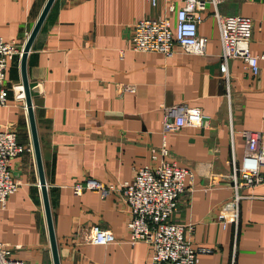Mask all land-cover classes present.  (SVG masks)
<instances>
[{"label":"crops","instance_id":"1","mask_svg":"<svg viewBox=\"0 0 264 264\" xmlns=\"http://www.w3.org/2000/svg\"><path fill=\"white\" fill-rule=\"evenodd\" d=\"M47 1L0 0L1 34L20 48L7 70L9 103L0 105V131L15 130L25 148L12 162L20 185L0 210V241L25 264H54L26 102L14 89L23 85L22 51ZM182 4L55 0L31 46L27 73L60 264L149 263L150 246L131 243L128 205L109 186L154 165L151 156L162 145L165 160L192 174L170 219L191 225L192 246L210 250L197 264H264V181L236 190L231 178L245 152L238 132H264V59L256 75L241 59L224 63L216 19L249 17V51L264 56V0L207 2L198 24L207 38L202 55L178 47L171 56L132 48L137 20L167 16L174 24ZM125 84L136 90H122ZM174 105L198 107L206 125L165 130L164 108ZM88 179L105 190L75 194L74 186ZM236 194L235 216L223 227L217 215ZM92 226L110 231L114 240L84 242Z\"/></svg>","mask_w":264,"mask_h":264},{"label":"built area","instance_id":"2","mask_svg":"<svg viewBox=\"0 0 264 264\" xmlns=\"http://www.w3.org/2000/svg\"><path fill=\"white\" fill-rule=\"evenodd\" d=\"M155 5L156 0H149ZM216 4L219 0H182V6L175 11V21L172 24L167 16L158 18H143L134 23L132 48L139 52H158L171 56L175 48L191 54L205 53L207 38L198 34V24L202 18L200 13L206 3ZM173 11V7L169 6ZM221 52L220 57L225 63L229 59H241L244 67L253 74L259 71L258 61L264 56L252 55L249 42L252 32V21L242 15L216 14ZM20 54V48L12 40H6L1 34L0 21V105L9 103L7 87V70L10 62ZM14 89L15 97L25 99L23 85ZM122 90L134 92L135 85H123ZM206 125L204 116L198 107L174 105L164 108L163 127L165 130H177L185 126L202 127ZM245 142V152L242 165L233 171L231 178L235 189L255 185L264 181L260 173L264 166V132L240 130L238 132ZM15 130L0 131V210L7 206L8 198L20 185L13 172L12 162L23 151ZM167 151L162 145L160 154H152L154 165H145L136 170L132 180L120 185H110L109 189L118 191L126 201L131 218L127 223L132 244L145 242L150 246V261L148 264H197L200 254L209 252L207 248L192 246L188 234L191 225L171 221V216L177 209V198L185 191V179L191 178L188 168L176 165L164 159ZM105 184L88 179L85 183L74 186V193L81 195L86 189L105 190ZM240 196L236 194L234 202L222 208L217 220L223 225L229 217L235 216L236 203ZM81 238V231L78 232ZM114 240V235L99 226L88 229L84 242L108 245ZM0 264H25L14 256L9 244L0 241Z\"/></svg>","mask_w":264,"mask_h":264},{"label":"water","instance_id":"3","mask_svg":"<svg viewBox=\"0 0 264 264\" xmlns=\"http://www.w3.org/2000/svg\"><path fill=\"white\" fill-rule=\"evenodd\" d=\"M54 1L55 0H48L47 1L41 16L39 17L32 33H31V35H30V37H29V39L25 45V47L23 48L22 57H21V74H22V82H23L24 93H25V102H26V107H27L28 117H29V123H30V128H31L33 146H34V151H35L36 160H37V166H38V170H39V174H40V182L42 185V191H43L44 204H45V210H46V216H47V222H48V229H49V236H50V243H51L53 260H54V264H60L58 243H57L56 234H55V230H54V223H53V218H52L50 201H49V197H48L46 179H45L42 156H41L40 143H39V138H38V131H37L36 120H35L34 110H33L31 88H30V83H29L28 73H27L28 53H29L31 46H32L42 24L44 23Z\"/></svg>","mask_w":264,"mask_h":264}]
</instances>
